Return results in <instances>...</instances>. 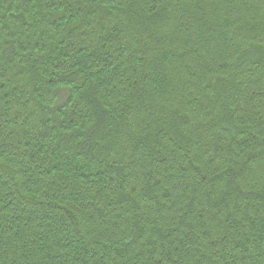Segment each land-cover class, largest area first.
Segmentation results:
<instances>
[{
    "label": "trees",
    "instance_id": "trees-1",
    "mask_svg": "<svg viewBox=\"0 0 264 264\" xmlns=\"http://www.w3.org/2000/svg\"><path fill=\"white\" fill-rule=\"evenodd\" d=\"M219 3L0 0V264H264V0Z\"/></svg>",
    "mask_w": 264,
    "mask_h": 264
},
{
    "label": "rangeland",
    "instance_id": "rangeland-1",
    "mask_svg": "<svg viewBox=\"0 0 264 264\" xmlns=\"http://www.w3.org/2000/svg\"><path fill=\"white\" fill-rule=\"evenodd\" d=\"M225 1L226 0H220L219 6H221L223 8H226L225 7ZM242 7L240 5H237V4L233 6V8H232L233 12H236L237 11V13L235 15V18H237L239 15H241V17H242L243 20H245L246 18H249L250 21H254V20H252V19H255V17H253V13L252 12H247V10H251V8L248 5H246V4L243 5ZM245 9H246V11H245ZM216 12H218L217 14H219V12H221V11L219 9L214 8V11H212V14L215 16ZM165 56H168L170 58V55H167V53H166ZM166 60L167 59L164 60V65L165 64L166 65L159 67V73H158L157 82H155L156 89H157V87H159V82L161 80L164 82V84L166 85L165 87H167V89H171L173 85H174V88L179 86V82H178V79H177V75H175V71L177 69L176 62L173 61V63L167 64V61ZM171 67H174L173 68L174 70H172ZM172 78H176V83L174 82V80ZM170 79H171V83H170ZM117 86H118V84L115 87H112L110 89H107V93L108 92L115 93V91L114 92H112V91ZM163 90H164V87H160V91L159 92L162 93ZM177 91L179 93H181V91H183V90H180L179 88H177ZM115 94L116 95L118 94V98H120V100L122 101L123 92L121 90H118V88H117V91H116ZM197 98H198V101H199L200 95H198ZM180 101H182V100H178L176 102L179 103V104H184V102L180 103ZM185 102H186V96H185ZM175 105H177V104L175 103ZM183 106L186 108V110L192 115L193 119L195 120L196 114L194 113L195 112L194 111V103L192 104V102L189 101V102H186V105H183ZM193 119L191 118L192 121H193ZM131 121L133 123V131H134L133 132L131 130V133H133V134H139L141 132H148L150 130V128H149V125H150L149 122L147 120H145L144 118L140 117V116H136L135 117V116L131 115ZM146 128H148V129H146ZM190 128H191V131L194 134V128L196 130V126H195L194 122H192V127H190ZM144 129H145V131H143ZM138 130H140V131H138ZM137 131L139 133H137ZM195 138H196V136H195ZM123 145H125V142H123L120 146H123ZM199 154H201V151L199 152ZM203 156L205 157V153L204 152H202V157ZM258 168L259 167H257V169ZM162 172H163V170L161 172L158 171L157 174L158 175H161ZM260 175L261 174H259V175L256 174V175H252V176L249 175L250 177L247 179V182H251V183L256 182L255 177L256 176H260ZM149 213H151V212H149Z\"/></svg>",
    "mask_w": 264,
    "mask_h": 264
}]
</instances>
